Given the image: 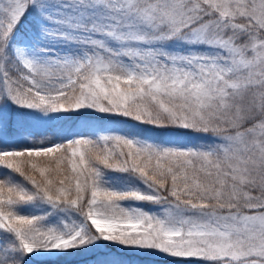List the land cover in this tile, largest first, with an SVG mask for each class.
Returning <instances> with one entry per match:
<instances>
[{"label": "snow or ice", "instance_id": "snow-or-ice-1", "mask_svg": "<svg viewBox=\"0 0 264 264\" xmlns=\"http://www.w3.org/2000/svg\"><path fill=\"white\" fill-rule=\"evenodd\" d=\"M0 264H264V0H0Z\"/></svg>", "mask_w": 264, "mask_h": 264}, {"label": "rangeland", "instance_id": "rangeland-1", "mask_svg": "<svg viewBox=\"0 0 264 264\" xmlns=\"http://www.w3.org/2000/svg\"><path fill=\"white\" fill-rule=\"evenodd\" d=\"M45 127L46 126H37L36 128L33 129V131H35V132H43Z\"/></svg>", "mask_w": 264, "mask_h": 264}]
</instances>
